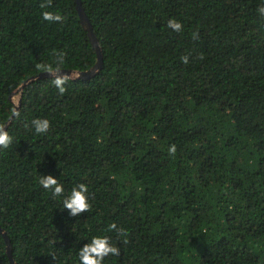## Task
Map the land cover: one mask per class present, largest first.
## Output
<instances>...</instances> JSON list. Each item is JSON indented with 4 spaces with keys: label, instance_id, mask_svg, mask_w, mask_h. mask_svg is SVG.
Masks as SVG:
<instances>
[{
    "label": "trees",
    "instance_id": "1",
    "mask_svg": "<svg viewBox=\"0 0 264 264\" xmlns=\"http://www.w3.org/2000/svg\"><path fill=\"white\" fill-rule=\"evenodd\" d=\"M41 2L0 0V123L13 139L0 149V227L15 262L80 264L79 250L108 236L120 255L104 264H264V0H81L102 69L63 95L50 78L30 82L13 116L12 94L54 51L62 70L98 60L75 0ZM40 175L65 195L86 184L90 211L71 217Z\"/></svg>",
    "mask_w": 264,
    "mask_h": 264
},
{
    "label": "clouds",
    "instance_id": "2",
    "mask_svg": "<svg viewBox=\"0 0 264 264\" xmlns=\"http://www.w3.org/2000/svg\"><path fill=\"white\" fill-rule=\"evenodd\" d=\"M49 7H51V0H43L40 4V8L42 9H47ZM257 11L260 16L264 17V5L258 7ZM41 15L43 20L49 23H63L64 21L62 15L51 11L45 10ZM167 27L175 32H181L183 30V25L175 19H170L167 23ZM192 37L194 40L198 39V32L192 33ZM53 56L54 60L51 63L39 62L34 65V68L38 72L47 74L59 94L63 95L66 92L64 85L71 79V74L62 71V66L65 62V53L54 51ZM181 62L187 64L188 57L182 56ZM18 115L19 112L13 110V116ZM31 125L35 133L38 135L45 134L50 129V122L47 119H34L32 120ZM5 128L6 125L0 123V149H7L13 142L12 137ZM168 151L170 155H175L176 146L174 144L171 145ZM38 183L45 191L50 192L54 198L63 197V210H68L71 217H78L81 214L90 211L91 205L88 202L87 196L89 189L86 184L79 183L75 185L70 193L65 195L63 184L52 175H40ZM107 231H116L119 236L124 237L128 235L124 229L118 228L116 223H111L108 226ZM123 242L127 243V240H124ZM119 255L120 249L112 243L108 236L92 237L90 243L84 245V247L78 252L80 264H104L105 258Z\"/></svg>",
    "mask_w": 264,
    "mask_h": 264
},
{
    "label": "water",
    "instance_id": "3",
    "mask_svg": "<svg viewBox=\"0 0 264 264\" xmlns=\"http://www.w3.org/2000/svg\"><path fill=\"white\" fill-rule=\"evenodd\" d=\"M75 2L77 4V11L79 13L80 20L82 22V26L85 29V31H87V33H88L90 41L92 42L93 47L96 50V53H97V56H98V60H97L96 65L93 68H91L90 70H88V71H84V72H81V73H77V72H74V71H71V70H62V71L65 72V73L71 74V79H84V80H86V79H90V78L94 77L102 69V67H103V54H102L101 47L99 45V40H98V38L96 37V35L94 33L92 24H91L88 16L86 15V12H85L82 4H81V0H75ZM45 78H49L48 75L45 74V73H41L40 75H38L34 79H31V80L27 81L26 83H24L21 87H19L12 94L11 100L13 102H14V97L15 96H19L18 102L17 103L14 102L16 104V111H18L19 108H20V104H21V99L20 98L21 97H20L19 94L22 92L24 87L27 84H29L30 82H32V81H35V80H38V79H45ZM12 118H13V116L11 117L10 121L12 120ZM8 126H9V122L6 124L5 130L8 129ZM0 233L3 234L4 239L6 241L10 264H17L15 262L14 258H13V248H12L11 241L8 238L6 232H4V230L1 227H0Z\"/></svg>",
    "mask_w": 264,
    "mask_h": 264
},
{
    "label": "rangeland",
    "instance_id": "4",
    "mask_svg": "<svg viewBox=\"0 0 264 264\" xmlns=\"http://www.w3.org/2000/svg\"><path fill=\"white\" fill-rule=\"evenodd\" d=\"M18 100H19V96H15V97H14V102L17 103Z\"/></svg>",
    "mask_w": 264,
    "mask_h": 264
}]
</instances>
